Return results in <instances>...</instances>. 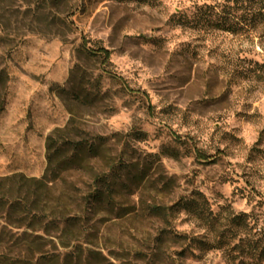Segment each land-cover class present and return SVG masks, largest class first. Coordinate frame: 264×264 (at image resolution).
Wrapping results in <instances>:
<instances>
[{
  "label": "rangeland",
  "instance_id": "1",
  "mask_svg": "<svg viewBox=\"0 0 264 264\" xmlns=\"http://www.w3.org/2000/svg\"><path fill=\"white\" fill-rule=\"evenodd\" d=\"M235 3L0 0V177L41 178L66 139L96 152L50 185L51 209L64 193L75 217L98 176L113 181L112 205L62 238L48 219L35 264H264V28Z\"/></svg>",
  "mask_w": 264,
  "mask_h": 264
},
{
  "label": "trees",
  "instance_id": "2",
  "mask_svg": "<svg viewBox=\"0 0 264 264\" xmlns=\"http://www.w3.org/2000/svg\"><path fill=\"white\" fill-rule=\"evenodd\" d=\"M235 6L243 8L247 17L242 16L243 21L250 20L253 28H264V0H236ZM207 7V6H205ZM199 9H202L200 7ZM248 10V11H247ZM245 15V14H244ZM249 16V18H248ZM90 54L101 56L106 62L110 53L108 50L100 48L96 51H91ZM112 78L116 79L115 76ZM7 74L5 70L0 69V112L3 110V92L6 88ZM61 146L54 150L53 153H48L47 167L43 176L39 179L26 177L23 174H12L10 176L0 177V264H35L33 259L36 254H41L46 244V236H49V230L52 228V222L49 218H59L58 221L63 223L60 227L55 224L56 231L60 232L58 238H62L65 233L71 232L72 227H76L83 215L89 214L94 210L95 205L103 204L111 206L113 202L112 185L113 181L110 176L97 177L99 182H103L102 187H98L96 183H92V190L88 192L86 197L81 200L84 201L85 207L82 213H78L75 217L69 218L62 214L61 208L64 207L62 202V193L56 197L54 208L50 207V185L59 180L61 174L66 172L67 167L74 164V160L80 153L94 154L96 148L93 145L82 147V143L75 141L63 140ZM53 139L48 137L47 149L53 148ZM63 146H71L72 154L64 158H59L57 153ZM95 182V178L93 180ZM188 203L183 206L187 208ZM204 203L195 205V202H190L192 214L196 219H202V209ZM86 210L88 211L86 213ZM170 208L154 209L156 216H160L165 222L169 218ZM80 212V211H79ZM247 217L245 213L235 215L233 221L237 225L244 228V219ZM8 229H14L17 232L9 235ZM41 232L42 234H35ZM58 232V233H59ZM178 235H174L175 237ZM166 238L165 236L161 239ZM62 247L66 248L68 245L61 243ZM191 244L199 251L215 248L209 245L204 237L194 238ZM222 244V239L218 240L217 246ZM218 248V247H217ZM42 255V254H41ZM42 256H39L41 261ZM38 260V261H39ZM71 260V259H69ZM38 262H36L37 264Z\"/></svg>",
  "mask_w": 264,
  "mask_h": 264
}]
</instances>
